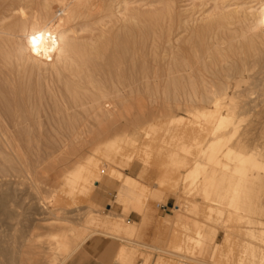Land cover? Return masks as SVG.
Listing matches in <instances>:
<instances>
[{"label": "bare ground", "instance_id": "1", "mask_svg": "<svg viewBox=\"0 0 264 264\" xmlns=\"http://www.w3.org/2000/svg\"><path fill=\"white\" fill-rule=\"evenodd\" d=\"M41 34L43 42L38 54L32 38ZM253 36L264 37V0H0V113L3 111L7 118H0V264H83L94 257L102 264H134L132 257L123 254L124 249L117 251L114 247V240L118 238L115 233H123L122 222L114 219L123 216L101 210L116 195L118 205L145 212L147 205L140 194L145 193L146 187L123 173L131 165L127 156L113 160L123 172L120 168V172L118 169L107 171L92 156H86V164L83 163V151H120L130 132L135 136L146 132L151 114L146 112L140 98L145 93L144 85H156L167 78L172 81L171 85H227L229 83L222 78L226 70L234 78L233 84H246L248 77L244 71L250 62H246L244 56L256 42L252 41ZM222 49L231 55H237L235 50L239 49L240 62H228L230 56L225 54L220 58L216 53ZM261 51L264 55L263 49ZM212 52L219 58L210 68L219 77L210 83L209 80L206 83L203 71H198L197 75L182 64L185 54L199 58ZM203 57L199 58L202 64L198 66L204 67ZM204 58L207 61V57ZM259 58H255L256 61ZM162 71L168 76L161 75ZM48 73L50 77H46ZM218 88L206 89L203 95L209 94L210 101L214 99L212 108L219 116L216 131L232 121L231 116L224 117L219 112L222 102L229 97L227 91ZM182 99L184 101V97ZM135 108L139 110L134 118ZM46 110L48 118L40 115ZM25 120H36L37 125L26 127L25 122V128ZM18 138L24 140L23 145L16 142ZM218 141L220 138L214 140V145ZM234 155L243 166L253 158ZM170 158L175 161L174 155ZM45 173L54 174L49 180L52 184L44 181ZM236 173L246 174V171L242 167ZM216 175L217 172L211 171L203 185L199 189L197 186V192L206 194L207 201L212 203L219 202L217 199L226 201L224 208L214 210L213 206L211 212L222 216L226 213L225 229H233V225L228 224L242 218L238 212L241 187L228 188L222 196L219 181L213 178ZM109 176H117L119 181H111ZM195 183L192 182V186ZM48 191L54 195L48 197ZM94 208L102 209L97 210L98 213L94 210L98 217L91 218L88 209ZM75 220L84 225L75 228ZM42 222L47 224L42 225ZM96 224L109 225L112 229L97 230ZM41 228L47 230V241L39 243L36 238L40 236H31L28 232ZM6 229L13 233L6 234ZM254 232L250 234L256 235L258 242L264 245V228L259 229L258 234ZM229 233L225 238L228 246L233 240V232ZM186 235L182 237L185 241L192 240ZM193 241L198 244L203 237L199 233V238ZM131 243L136 244L134 240ZM251 245L248 249L258 250V264H264V247ZM187 262L185 264H190Z\"/></svg>", "mask_w": 264, "mask_h": 264}, {"label": "rangeland", "instance_id": "2", "mask_svg": "<svg viewBox=\"0 0 264 264\" xmlns=\"http://www.w3.org/2000/svg\"><path fill=\"white\" fill-rule=\"evenodd\" d=\"M258 38H260V41L258 40ZM252 41L256 42L253 47L247 49L249 54L247 53V51H245V53L247 54L244 56L245 61L250 62L247 64V70L244 71L246 75L245 77H248V82L246 84H233L234 78L230 76L231 73L226 70L222 73V78L224 79V81H227L229 83L227 85L174 84V86L171 85L172 81L170 83V80L168 78L166 79V81L164 79L162 82H159L156 85H144L143 88L145 90L142 91L145 93H143V97L140 96L142 88L140 89V94L138 95L142 99V102H144L143 104L145 105V107H143L145 108V110L147 109L146 112H148V114L150 112L151 114V117L149 118V123L146 125V132H143L142 134L136 136L135 134H133V132H130V136H128L127 142L123 144L124 150L121 149L119 151L118 149H111L96 151L94 149H89L85 151L86 153H84L83 151V155H85L83 158L84 160L82 159L83 163L86 164V156H92L93 158H95L96 161L99 162L101 166L103 165V169L107 171L111 169H118V172H120L121 169V172H123L124 170L118 165H116L113 160L114 158L126 159L125 156H127V159H131L129 160V164L131 165L123 173L136 179L146 187L145 193L140 194L142 195L141 197L144 198L145 206L147 205V209L143 213L136 212L132 207L126 208L122 204L118 205L115 199L116 195L112 196L111 199L106 202L105 207H103V210H101L102 208H99V210L97 208L90 210L88 209V211L90 212H88V214H90L91 218L96 217L98 215L96 214L97 210L99 212L101 210L104 213H108V211L111 210L114 211L113 213H115L116 216H123L121 218L117 217L119 219H114V221L118 220L122 222L121 232H123L115 233V235H117L116 237H118V240H114V247L117 249V251L121 248L124 249L123 254L132 257V261L134 264H177L178 262V264H180V262L185 264L187 260L189 261L187 263L190 264H210V262L212 264H258V250L248 249V246L253 243L252 245H262L261 247H264L261 242H258L256 235L252 236V234H250V231H255L254 234H258L259 229L264 228V225H262V223H264V55L261 51L263 49L264 52V37L261 38L253 36ZM224 47L225 46H223V48ZM225 49L227 50L226 47ZM225 49H222L219 53L216 54L219 57H224V54L227 55V57L230 56L228 59V62L230 63H234L236 61L240 62L242 56H240V52L238 51L239 49L235 50L237 51V55L236 53H232L233 56L231 54H227L228 52L225 51ZM255 49L257 52L255 51ZM258 51L260 52L258 53ZM214 53L215 52H212L210 54H207L206 56L203 55L204 57H207V61L203 56H201L204 59V67L200 65L202 67L201 70L199 69L200 66L197 65L198 63L202 64V61L199 59L201 57L198 58L195 55L185 54V56H183L184 61H182V64L186 65L185 69L187 71L189 70V68L193 69L194 74L198 75L200 72L203 71L204 73H202L204 74L203 76L206 79V83L208 80V82L210 83L214 81V79H217L219 77L217 72L211 69L213 68L212 63H214L217 58H219H215V56L213 55L216 54ZM191 57L193 59H191ZM249 57L251 61L248 60ZM252 57L253 59H251ZM258 57L261 58H259L260 60L258 59V61H256ZM255 61L256 64L254 65L253 63H255ZM193 64L195 65L192 66ZM209 68L211 69V71L208 70ZM195 69L197 70V72ZM162 72L161 75L165 76L167 74L166 76H168V73H165L166 71ZM46 75V77L51 76L49 73ZM151 75L153 76L154 73H151ZM164 82H166L167 84ZM177 85L178 87H176ZM179 85L181 86V88L179 87ZM206 85L209 87H206ZM158 86L160 87V89ZM218 86L220 87V89H223V91H227L229 97L227 99H225L224 96L223 98H221L225 100L222 102L223 108H220L219 112H222L221 116H231L232 118V121L230 122L231 125L229 124L220 131H216L215 127L217 126V118L219 116L214 113L215 109L212 108L214 99L210 101L208 98L209 94L204 97L206 94L204 93V91L206 92V89L212 88L217 90L219 89ZM174 87H176L177 89ZM152 88H154L155 90L153 89L152 91ZM187 88H190V90ZM109 89H111L110 91H112V88L109 87ZM148 90L150 91L148 92ZM181 90L184 91L181 92ZM170 92L172 94L175 93L173 96L177 97V99L174 98ZM148 96L151 97L148 98ZM182 96L184 97V101L182 99ZM192 96L196 98L195 101L194 97ZM179 98L182 101H180ZM141 99L139 100L141 101ZM173 99L174 101H172ZM178 99L180 102L176 101ZM180 107H183L185 109H181ZM137 108L134 109V118L136 116V113L138 112L137 110H139ZM186 110H189V112L186 113ZM1 112L2 114L0 113V118H2L3 120L7 119L3 111ZM45 112H47V110L41 112L42 114L40 113V115L44 118H48L49 113ZM66 117L69 116L67 115ZM171 117L173 118L172 120H174V118L175 120H170ZM131 118L129 115V119ZM88 120L92 122L91 118H89ZM28 122H31V120H25L23 126L24 124L27 125L26 127L37 125L36 120H32L31 123ZM217 138H220V142L218 141L217 144L214 145V143H216L214 142V140ZM16 142L19 144L22 143L21 145L24 144V140H21L19 138L18 140H16ZM150 143H153V145ZM5 151L11 152V150L9 149H6ZM234 153H237V155H240L242 157L252 156L253 158L250 159V161H247V163L243 166L238 160L235 159L236 155H234ZM146 154H149V157ZM170 155L175 156V161L170 158ZM212 156L214 157V159H212ZM106 157L107 159L105 160ZM110 164L112 165L110 166ZM197 165H200V167L196 168ZM258 165H260V167ZM242 167L243 170L246 171V174L236 173L238 169ZM167 170L168 172H166ZM211 171L217 172V175L213 178L215 181H219L218 186H220L221 189L220 195L225 196L226 189L228 188L238 186L241 187V192L239 194L238 201L240 211L238 212H240L239 214L242 215V218L238 219L237 221L234 220L236 221L235 223L230 222L231 224H228V226L233 225V229H231V227L225 229L227 227L223 223V221L225 219L226 213H223L222 216L215 211L211 212V207L213 206L214 210H216L217 208H224L225 205L223 204H225L226 201H222V199H217V201L219 202L212 203L209 199L207 201L206 194L197 192V186L199 189V186H201V184L203 185L205 180L210 177L209 173ZM52 173H49L50 175H47V173H45L44 181L48 184H52L49 182V180L54 177V174ZM206 173H208V175ZM176 176H178L179 179ZM175 177L177 181H175ZM109 180L115 182L119 181L117 176H109ZM192 182H196V185L192 186ZM44 188L46 189V191L49 190V187L47 186ZM53 195L54 194L52 191H48V197H52ZM128 208L131 209V212ZM94 210L96 211L94 212ZM230 210L231 212L233 211V209ZM177 216L180 219H178ZM41 224L45 225L47 224V222H42ZM75 224V228L78 227V229H80L83 222L78 220V222H76ZM99 225L100 224L95 225L97 226V230L110 231V229H112L109 225H105L107 227L100 225L102 228L101 229L100 227H98ZM128 229L130 230L128 231ZM6 231V234L13 233V231L11 230L6 229ZM228 232H233L231 235V240H235H232L230 242V247L225 242V238L226 235H228ZM124 233H129V235H124ZM199 233L203 237V241L197 244L193 240L194 238H199ZM184 234H187L186 236H189V238L191 237L192 240L185 241L183 239L185 237ZM28 235L40 236L36 238V241L39 243L47 241V230L43 228L31 229L30 232H28ZM219 235L222 236L219 237ZM120 236L121 240H119ZM124 239L125 242L123 241ZM132 240H134L136 244H132ZM183 240L186 243L185 246L182 245L184 244ZM221 242L222 246H217V244ZM250 242L251 244H249ZM189 248L192 249V252L197 249V252H193H196L197 255L195 254L194 256V254L191 252L193 254V256H191L192 254L188 251ZM241 250H243L244 252ZM163 252H165L166 254ZM173 254H175L174 256L176 257H173ZM183 255L184 257H182ZM219 255L222 257H220ZM205 257L207 258V260ZM98 259V257H94L83 264H102L100 260L97 261ZM167 260L169 262H167ZM198 260L202 262L199 261L198 263ZM70 264L74 263L70 262Z\"/></svg>", "mask_w": 264, "mask_h": 264}, {"label": "snow or ice", "instance_id": "3", "mask_svg": "<svg viewBox=\"0 0 264 264\" xmlns=\"http://www.w3.org/2000/svg\"><path fill=\"white\" fill-rule=\"evenodd\" d=\"M43 42V35L33 36L32 44L36 48L37 53L39 54V45Z\"/></svg>", "mask_w": 264, "mask_h": 264}, {"label": "crops", "instance_id": "4", "mask_svg": "<svg viewBox=\"0 0 264 264\" xmlns=\"http://www.w3.org/2000/svg\"><path fill=\"white\" fill-rule=\"evenodd\" d=\"M222 235H219V237H221ZM217 246H219V247H221L222 246V242L221 243H219V244H217ZM206 264V263H205ZM210 264H212L211 262H210Z\"/></svg>", "mask_w": 264, "mask_h": 264}]
</instances>
